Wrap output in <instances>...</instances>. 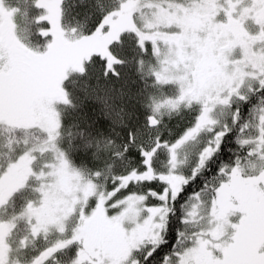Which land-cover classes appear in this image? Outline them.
<instances>
[{"label":"snow or ice","instance_id":"obj_1","mask_svg":"<svg viewBox=\"0 0 264 264\" xmlns=\"http://www.w3.org/2000/svg\"><path fill=\"white\" fill-rule=\"evenodd\" d=\"M0 264H264V0H0Z\"/></svg>","mask_w":264,"mask_h":264},{"label":"trees","instance_id":"obj_2","mask_svg":"<svg viewBox=\"0 0 264 264\" xmlns=\"http://www.w3.org/2000/svg\"><path fill=\"white\" fill-rule=\"evenodd\" d=\"M23 24H24V22H23V20H21L20 21L21 27H23ZM117 86H119V85H117ZM137 86L138 85H134V88L137 87ZM129 104L131 106H135V108H139V105L136 103L135 100H130L129 101ZM82 114L85 115L86 117H95L98 114V109H97L96 106L89 104V105H87V106L84 107ZM138 115H139V113H138ZM172 126H173V128L175 130L179 131V129L176 128V122L175 121H173Z\"/></svg>","mask_w":264,"mask_h":264}]
</instances>
